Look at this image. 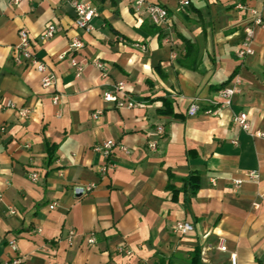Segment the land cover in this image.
Returning a JSON list of instances; mask_svg holds the SVG:
<instances>
[{
    "label": "crops",
    "instance_id": "0c3cea01",
    "mask_svg": "<svg viewBox=\"0 0 264 264\" xmlns=\"http://www.w3.org/2000/svg\"><path fill=\"white\" fill-rule=\"evenodd\" d=\"M89 1L99 16L88 32L76 25L70 0H0V263L159 264L160 255L189 264L199 247L204 264H232V254L238 264H264V136L234 122L246 112L251 131L264 133V27L254 26V54H237L254 20L237 4L264 19V1L189 0L181 7L182 0H152L169 9L164 27L138 17L130 0ZM50 24L57 32L42 40ZM22 28L56 86L43 87L38 70L14 61ZM74 37L84 42L78 51L69 50ZM183 39L198 47L195 68L177 62L185 56ZM72 57L83 65L80 76ZM236 79L232 104H214ZM119 82L145 106L118 109L105 101ZM164 98L174 100L178 116L161 112ZM193 104L199 110L190 114ZM23 107L30 118L19 116ZM109 139L117 143L115 167L103 173L108 159L96 147ZM46 140L58 145L50 166ZM190 173L200 174L197 193L188 204L182 190L173 200L168 185L183 188ZM180 220L194 230L176 232ZM220 238L226 251L217 248Z\"/></svg>",
    "mask_w": 264,
    "mask_h": 264
},
{
    "label": "built area",
    "instance_id": "2783aa9c",
    "mask_svg": "<svg viewBox=\"0 0 264 264\" xmlns=\"http://www.w3.org/2000/svg\"><path fill=\"white\" fill-rule=\"evenodd\" d=\"M21 0H12L13 3L18 4ZM132 7L134 9L135 14L138 17H148L155 25L164 27L167 25L170 19L169 15V9L166 5L152 0H130ZM264 1V0H261ZM71 6L74 11L75 16V23L76 25L85 30V31H92L93 26V20L99 16V12L97 8L89 1V0H70ZM190 4L189 0H182L180 5L181 7H188ZM237 7L241 10L249 11L253 16L254 20L251 25H247L245 27V38L242 41L241 45L237 49V54L240 58L247 57L249 55L254 54L255 50L253 47L254 43V26L259 25L264 27V19L261 14V12L255 8L249 7L245 5L244 3L237 4ZM57 32V26L55 24H50L47 26L46 30L41 35L42 40L50 39L55 36ZM20 41L19 43L14 47V53H13V59L17 64L25 65V66H31L34 67L36 70H38L42 74V85L43 87H51L57 85V77L54 73V71L51 69V67L48 65V63L40 58L33 50V41L32 37L29 33V31L25 28L20 29L19 31ZM84 42L79 37H74L69 45L70 51H78L81 48H83ZM66 53H62L59 55V58H64ZM71 64L76 68V75L80 76L83 71V65L76 60V58H71ZM95 64L100 68H105V64L100 61L96 60ZM239 80L236 79L234 82L227 84L223 86L218 91V99L213 101L214 104H222L225 106H230L233 102V97L236 93L240 91V88L238 87ZM104 99L107 102L114 103L115 107L118 109H134V108H141L144 107L145 104L143 102L137 101L134 99L129 92L127 91L125 82H119L114 85L113 89L106 91L104 93ZM54 103L59 102V94H55L53 97ZM9 106L14 107L13 103H10ZM199 106L196 104H193L189 110L190 114H195L198 112ZM215 111H218L216 109ZM102 113V110L96 111L93 116L94 118H98ZM18 114L20 117L24 119L30 118L32 114V110L27 107H23L18 109ZM234 122L237 123L242 129H244L247 132H250L252 136H264V133L259 132H252L251 131V125L248 119V114L246 112H241L239 114H236L234 116ZM5 127H0V130L3 131ZM157 134L161 137L165 133V129L163 125H158L156 128ZM234 143H237V141H234ZM117 145L116 141L113 139L106 140L102 145H99L96 147L97 150L101 151L106 158L108 159L107 162L101 166L100 170L101 172L105 173L109 169H112L115 167V160L112 156V150ZM149 146L151 148H156L157 143L155 141L150 142ZM120 148L125 152L129 153V149L126 145L120 144ZM249 177L251 179H256L257 174L256 173H250ZM31 180H38L39 174L36 172L31 173L30 175ZM243 180H235L234 185L236 188L240 187ZM213 183H215V180H213ZM94 187L93 184L88 185L86 187H76V192H84L91 190ZM51 208H54V205L51 206ZM11 213H16L15 209H11ZM175 231L182 234H187L194 230V225L191 222L180 220L177 221L175 224ZM73 235L74 232H71ZM91 242H94L95 240L92 238L90 239ZM10 244L13 248H16V241H11ZM217 248L220 251H226L227 246L225 243V240L223 238H220L217 243ZM121 251H126L129 253L127 249L124 247L120 248ZM202 255L205 258V252L202 251ZM231 261L232 264H238L237 263V256L235 254L231 255ZM19 259H15L14 263H19ZM0 264H9V262H1Z\"/></svg>",
    "mask_w": 264,
    "mask_h": 264
},
{
    "label": "trees",
    "instance_id": "16d2710c",
    "mask_svg": "<svg viewBox=\"0 0 264 264\" xmlns=\"http://www.w3.org/2000/svg\"><path fill=\"white\" fill-rule=\"evenodd\" d=\"M185 45V56L183 59H178L177 62L187 68H195L197 65L198 58V47L196 44L192 43L190 40L183 39ZM235 75V73L233 74ZM165 108L161 111L164 114H169L173 116H178L174 111V100L171 98L163 99ZM47 148V165L54 161L56 152L58 150L57 144H52L48 140L45 141ZM171 177H173L171 175ZM184 182L183 188H177L174 184H169L168 189L171 190L172 199H176L179 195V192L182 190L185 193V204L190 202L191 196L197 193V189L200 186V174L199 173H190L188 176L182 178ZM159 256V264H170V259H165L164 257ZM189 264H204V257L202 255V249L196 247L190 255Z\"/></svg>",
    "mask_w": 264,
    "mask_h": 264
}]
</instances>
